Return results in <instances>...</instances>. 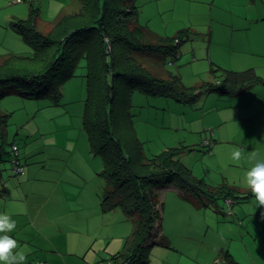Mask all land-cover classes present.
Instances as JSON below:
<instances>
[{
  "label": "rangeland",
  "instance_id": "rangeland-1",
  "mask_svg": "<svg viewBox=\"0 0 264 264\" xmlns=\"http://www.w3.org/2000/svg\"><path fill=\"white\" fill-rule=\"evenodd\" d=\"M136 3L139 21L149 30L145 40L158 43L175 36L183 40L180 58L162 67L153 55L138 58L160 77L169 72L179 76L186 92L195 94L193 101H179L134 92L132 120L145 155L153 157L169 148L179 149V159L198 181L212 186L227 184L242 194L249 193L246 173L253 165L251 156L253 153L264 156V0H136ZM80 8L81 0H0V61L13 56H33L34 47L16 26L30 19L33 9L37 10L34 14L37 30L47 33L62 17ZM85 66L86 61L82 60L76 76L64 84L62 92L64 96L65 90L66 98L62 97L58 103L50 98H24L16 90L0 98V114L7 115L8 121L3 139L0 136V169L7 179L11 170L8 152H12L14 143L20 148L23 162L26 150L34 154L36 150H46L30 157L31 161H44L26 165V168L35 167L39 173L37 179L41 181L30 187L31 197L44 203V209L36 208L32 213L34 217L42 216L34 222L39 226L34 241L47 237L56 242L60 229L55 228L53 237L40 231L41 223H56L58 215L52 210L62 209L63 203L52 201L64 197L63 188L72 192L79 183L84 186V193H90L91 203L98 202L97 206L78 214L81 219L78 231L55 243L62 252L50 253L49 259L64 256L65 242H68L73 250L72 255L64 257L67 264H112V257L124 252L133 236L137 217H128L120 207L104 211L97 197L104 191V181L99 176L103 161L91 152L82 117L87 98ZM250 69L262 82L243 95L216 90L225 85V71ZM236 147L245 150L240 161L231 158ZM45 153L62 154L64 159L67 154L69 159L63 163L58 159L47 163ZM54 165L65 169L62 182H58L60 176L54 173ZM84 172L87 182L83 179L85 175H81ZM13 193L16 194L14 190ZM159 196L155 211L161 213L160 230L165 233V240L148 247L140 264H233L229 249L243 262L250 264V254L257 264L263 262L264 207L255 209V196L239 203L231 199L233 206L222 197H185L169 190L161 191ZM234 208L257 217H251L249 222L247 217L242 221L234 219L230 215ZM95 209H99L98 214L94 213ZM17 221L24 222L22 217ZM244 221L241 231L239 222ZM247 225L251 227L250 233ZM155 226L160 227L157 220ZM26 229V226L15 227L16 239L9 235L17 240V249H22L17 252L25 255L32 250L30 242L23 243L19 238L25 235ZM83 244L88 249L80 253L77 246Z\"/></svg>",
  "mask_w": 264,
  "mask_h": 264
},
{
  "label": "trees",
  "instance_id": "trees-1",
  "mask_svg": "<svg viewBox=\"0 0 264 264\" xmlns=\"http://www.w3.org/2000/svg\"><path fill=\"white\" fill-rule=\"evenodd\" d=\"M35 11L30 19L16 24L35 52L33 56L0 61V98L16 90L24 98H50L58 103L64 84L76 76L81 61H86L87 98L82 117L91 152L103 161L99 172L104 181L101 207L104 211L120 207L128 217H137L133 236L125 251L112 257V264H140L148 247L165 240L160 230L161 213L155 209L161 191L171 184L178 186L185 197H230L238 202L254 196L251 191L242 194L227 184L212 186L198 181L179 159V149L169 148L147 157L135 134L131 112L135 91L193 101L195 94L186 92L179 76L169 72L160 77L138 58L153 55L159 67L174 62L180 58L181 36L158 43L145 40L149 30L139 21L136 0H81L79 11L62 17L47 33L37 30ZM224 75L225 85L216 90L231 95L242 94L262 82L253 69L225 71ZM7 122V115L0 114L2 139ZM12 149L8 152L12 176L22 178L26 163L18 144L14 143ZM14 158L23 172L13 170ZM39 262L46 264L43 260L36 264ZM230 262L235 264L232 259Z\"/></svg>",
  "mask_w": 264,
  "mask_h": 264
},
{
  "label": "crops",
  "instance_id": "crops-1",
  "mask_svg": "<svg viewBox=\"0 0 264 264\" xmlns=\"http://www.w3.org/2000/svg\"><path fill=\"white\" fill-rule=\"evenodd\" d=\"M244 93L239 94V95H243ZM236 96H238V95H236ZM63 98L64 99L66 98L65 90H64ZM64 113H68V111L65 110ZM43 152H46V150H44V151L43 150H36L35 154L32 150H26L24 153V161H25L26 165H28L29 162L35 163V162H39V161H44V160H39V159L38 160L34 159L35 161L30 160V157H32L33 155L41 154ZM66 157H67V154L65 156V159H64V156L62 154H60L59 156L46 154L45 158H47V163H49V161H52V162L56 161L57 159H58V161L63 163L64 161L69 159V158L66 159ZM44 167H45V165H44ZM91 168H92V166L90 167V169ZM2 170L3 169H0V214L9 215L11 217V219L15 221V224H16L15 227L26 226V228H27L25 230V235L23 237H19L20 241L24 240L23 243L30 242L31 248H32L31 251L26 253L24 264H36V262L38 260H43L46 262V264H67L66 258H64V257L66 256V254L72 255V253H70V252H71V250H73L72 248L69 247L68 242H65V244L68 247L65 246V248L63 250V253H65L64 256L60 255V258H55L53 260V259H49L50 256L52 255L51 254L49 256V254L53 253V252H56V253L62 252L60 247L55 243L63 242L62 240H64L68 235H75L76 231H78V229H79L78 228L79 227V221H81V219L78 218L79 217L78 214L81 211H85V212L91 211L92 209H94L97 206L98 202H96V203L94 202L92 204L91 200L88 199V197L90 196V193H87V192L84 193L82 191L84 189V186L79 185V183H77L76 187L73 188L72 192L63 188L64 193L66 192L64 197L63 198H55V200L52 201L53 204H56L60 200L61 203L65 204L64 207L62 204V209H57L55 207V210H59V211L52 210L53 213H56V215H58L56 223H52V224L50 223L51 225H49L47 222H42L41 223V230H40L42 233L48 232L49 234H52V236L54 237L55 234L53 231H55V228H59L60 231H59L58 237L56 238V242H54L55 239L47 238V237L46 238L43 237L42 240H40L39 242H35L34 239L36 237V231L39 230L38 229L39 226H36L34 224V222H36L38 219L42 218V216L37 215L36 217H34V216H32V213H33V211H36V208L42 209L44 207V203L42 200L38 201L37 199L31 197V194L33 192L30 190V187L35 185V184H40L41 181L38 180L39 179V177H38L39 173L35 172L34 166H30V167L26 168V170H27L26 175L23 176L22 178L13 177L11 170H9L7 179H4V173L2 172ZM53 171H54V173H56L60 176V179L58 182H62V176L65 172V169L60 167V166H55L53 168ZM81 175L84 176L85 172ZM84 177H85V178H83L84 181L87 182L88 181L87 176L85 175ZM53 178L54 177H52V180H57V179H53ZM49 183L51 184V182H49ZM13 190L15 191L16 194L13 193ZM168 190L169 191H176L177 193L178 192L181 193L180 188L178 186H176L175 184L169 185L168 187L164 188L162 191L167 192ZM25 195H26V198H24ZM97 197H99V199H101V196L99 194H97ZM227 199H225V201ZM229 199H230V197H229ZM235 203H239V201L235 202ZM99 209H95L94 213L98 214ZM233 210L234 211H232V214H230V215H232L234 219H241L240 221H242V219L247 217V219H248L247 222H249V219H253L251 217H254V218L257 217V214L243 213V212L236 210L235 208ZM36 214H37V212H36ZM248 216H249V218H248ZM18 217H22L24 222L23 223L18 222L17 221ZM239 224L238 225L241 226L239 229L241 231H243L245 221L243 223L239 222ZM234 225L237 228L239 227L236 224H234ZM64 230H65V232H64ZM247 232H249V233L251 232V227L249 225H247ZM16 233H17V231H11V232L7 233V235H13V237L16 239V237H15ZM163 234L165 235L164 232H163ZM59 236L62 239H60ZM32 238H33V240H32ZM81 244L82 243H79V245H81ZM77 249L79 250L80 253H81V250L87 251L88 245L83 244L82 247L77 246ZM20 250H22V249L16 248L14 251L17 252ZM229 253H230L231 259L234 261L235 264H249V263L243 262L241 259H236L235 255H234V251L232 249H229ZM38 254H40V255H38ZM250 257H251L250 264H257L255 262V259L252 257L251 254H250ZM262 259H263V262L259 263V264H264V258H262Z\"/></svg>",
  "mask_w": 264,
  "mask_h": 264
},
{
  "label": "clouds",
  "instance_id": "clouds-1",
  "mask_svg": "<svg viewBox=\"0 0 264 264\" xmlns=\"http://www.w3.org/2000/svg\"><path fill=\"white\" fill-rule=\"evenodd\" d=\"M245 154L242 147L233 149L231 158L233 161H240ZM252 167L246 173V182L251 192L255 196V209L264 207V156L253 153ZM254 209V211H255ZM16 224L9 215L0 214V264H24L25 254L23 252H15L18 242L7 233L14 230Z\"/></svg>",
  "mask_w": 264,
  "mask_h": 264
},
{
  "label": "built area",
  "instance_id": "built-area-1",
  "mask_svg": "<svg viewBox=\"0 0 264 264\" xmlns=\"http://www.w3.org/2000/svg\"><path fill=\"white\" fill-rule=\"evenodd\" d=\"M18 2H21L22 0H17ZM14 150H16L17 151V147L15 146L14 147ZM12 164H13V170L15 171V172H23V167L18 163V160H17V158H14L13 159V162H12ZM229 201H227L226 200V202L229 204V205H231L232 204V200L231 199H228ZM231 201V202H230ZM38 264H43L42 262H39Z\"/></svg>",
  "mask_w": 264,
  "mask_h": 264
}]
</instances>
